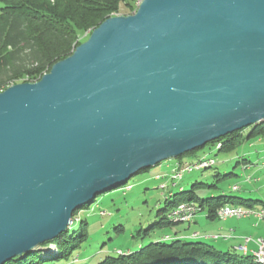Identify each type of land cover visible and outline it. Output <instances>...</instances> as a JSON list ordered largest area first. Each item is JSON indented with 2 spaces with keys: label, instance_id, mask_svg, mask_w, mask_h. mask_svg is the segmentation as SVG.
Segmentation results:
<instances>
[{
  "label": "water",
  "instance_id": "water-1",
  "mask_svg": "<svg viewBox=\"0 0 264 264\" xmlns=\"http://www.w3.org/2000/svg\"><path fill=\"white\" fill-rule=\"evenodd\" d=\"M264 120V0H140L0 91V264L142 169Z\"/></svg>",
  "mask_w": 264,
  "mask_h": 264
},
{
  "label": "trees",
  "instance_id": "trees-1",
  "mask_svg": "<svg viewBox=\"0 0 264 264\" xmlns=\"http://www.w3.org/2000/svg\"><path fill=\"white\" fill-rule=\"evenodd\" d=\"M138 1L140 0H0V91L20 81L39 80L55 62L69 56L82 42L81 33L87 30L90 32L108 17L128 14ZM263 134L264 120L227 133L203 147L211 145L218 152L229 151L237 145L240 138ZM201 148L179 156V159L185 158L187 161L181 166H176L172 175L180 171L185 164L192 165L211 158L205 154L196 156V152ZM194 156V159L189 160V157ZM211 159L214 160L212 165L192 170L212 167L216 159ZM145 171L147 169H142L137 174ZM182 175L176 179H181ZM229 175L233 173L224 174L223 177ZM245 181L250 182V177L246 176ZM126 185L127 182L114 188ZM199 185H202V182H195L189 190L180 191L179 194H183L182 201L175 199L169 202L172 209L168 214L169 219L162 215L155 225L162 227L181 222L190 223L194 214L204 206L207 207L206 216L210 219L216 217L215 212L219 206L226 204L254 208L256 200L241 197L210 195L200 199L194 191ZM180 203L182 204L178 207ZM186 206L193 208V215L189 221H181L174 213ZM87 207L88 204H84L73 211L71 224L78 220V210ZM163 211H167L166 207L158 210L159 213ZM86 226L87 222L80 219L76 228L69 225L65 231L39 247L49 249V245H54V252L49 250L46 255H42L34 250L3 264H40L62 259L67 262L72 248L79 247L86 239ZM97 264H264V261L259 262L253 254H243L231 248L224 250L204 240L185 239L176 232L172 236L164 235L158 241L150 242L135 251L123 252L118 249L115 255H107Z\"/></svg>",
  "mask_w": 264,
  "mask_h": 264
},
{
  "label": "rangeland",
  "instance_id": "rangeland-1",
  "mask_svg": "<svg viewBox=\"0 0 264 264\" xmlns=\"http://www.w3.org/2000/svg\"><path fill=\"white\" fill-rule=\"evenodd\" d=\"M138 2L128 14L120 15L134 13ZM90 32L87 30L81 33L80 40L85 41ZM196 153V156L205 154L215 158L216 163L210 168L185 172L181 179L172 180L170 177L176 166H181L187 160L178 157L166 159L147 171L130 177L126 186L96 195L87 208L80 209L77 213L78 220L87 222L86 239L79 247L72 248L67 262L62 259L40 264H97L105 256L115 255L118 249L123 252L135 251L150 242L158 241L164 235L172 236L176 232L188 234L183 236L185 239L204 240L218 247L223 242L222 239L213 238L215 233H219L218 228L231 226L229 222H234L235 219H210L206 216V206L195 214L190 223L181 222L162 227L155 224L162 215L168 217L172 210L169 202L175 199L181 202L183 194L179 192L189 190L195 182H202V185L194 188L200 199L210 195L241 197L256 200L254 208H261L264 204V134L240 138L237 145L229 151L218 152L213 146L206 145ZM194 158L189 157V160ZM227 173L233 175L223 177ZM158 175L163 176L157 179ZM246 176L250 177V183L245 181ZM160 184H165V188L160 187ZM233 185H238L239 189L233 190ZM197 203L196 201L195 204ZM164 207L167 211L159 213L158 210ZM78 220H74V225L70 224L72 228L77 227ZM193 231L201 236H193ZM35 250L46 255L49 250L56 251V248L49 245V249L41 247Z\"/></svg>",
  "mask_w": 264,
  "mask_h": 264
},
{
  "label": "crops",
  "instance_id": "crops-1",
  "mask_svg": "<svg viewBox=\"0 0 264 264\" xmlns=\"http://www.w3.org/2000/svg\"><path fill=\"white\" fill-rule=\"evenodd\" d=\"M227 219L228 218H226V220ZM233 219H235L234 222H229L231 223L229 224L231 226L229 227L220 226L218 228L219 233H215V235H217L218 238H214V239L215 240L222 239L223 241L220 245H218V247L224 250L231 248L236 250L237 252L241 250L240 253L243 254L244 253L253 254L252 252L256 249L255 239L257 237H264V220H257L253 216L233 218ZM195 234L197 236L198 235L201 236L198 232L193 231L192 235L194 236ZM180 235L187 236L188 234L180 233ZM245 237L250 238V240L247 243H245ZM242 245L246 246L245 252L241 249Z\"/></svg>",
  "mask_w": 264,
  "mask_h": 264
},
{
  "label": "built area",
  "instance_id": "built-area-1",
  "mask_svg": "<svg viewBox=\"0 0 264 264\" xmlns=\"http://www.w3.org/2000/svg\"><path fill=\"white\" fill-rule=\"evenodd\" d=\"M160 177L159 175L157 176ZM172 179V177H170ZM251 182V179H250ZM248 182V183H250ZM160 187L165 188V184H160ZM233 190H238V185L232 186ZM196 214V213H195ZM194 214V216H195ZM216 217L220 219H226V216H236V218H242L247 216H253L257 220H264V209H253V208H244V207H223L219 206L216 209ZM216 238L218 236L216 235ZM250 240L249 237H245V243H247ZM256 249L252 252L256 256L264 255V237H257L255 239ZM241 249L243 251H246V246L242 245Z\"/></svg>",
  "mask_w": 264,
  "mask_h": 264
},
{
  "label": "bare ground",
  "instance_id": "bare-ground-1",
  "mask_svg": "<svg viewBox=\"0 0 264 264\" xmlns=\"http://www.w3.org/2000/svg\"><path fill=\"white\" fill-rule=\"evenodd\" d=\"M213 163H214V160L209 158L207 160H203V161L197 162V163L192 164V165L185 164L180 171H177L176 173H174L172 175V178L173 179L180 178L184 172H188L192 169H199V168H203V167H208V166L212 165ZM223 207H243V206L226 204ZM244 208H246V207H244ZM192 209H193L192 207L186 206L183 209L178 210L174 214H176V217H178L179 220H181V221H189L193 215ZM253 209H255V208H253ZM256 209H264V206H262L261 208H256ZM226 218H236V216H226ZM213 238H216V235ZM253 255L259 262L264 261V255H259V256H256L255 254H253Z\"/></svg>",
  "mask_w": 264,
  "mask_h": 264
}]
</instances>
